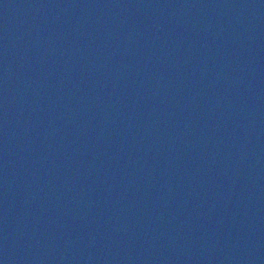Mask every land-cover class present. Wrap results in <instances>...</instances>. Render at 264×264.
<instances>
[{
	"label": "water",
	"instance_id": "obj_1",
	"mask_svg": "<svg viewBox=\"0 0 264 264\" xmlns=\"http://www.w3.org/2000/svg\"><path fill=\"white\" fill-rule=\"evenodd\" d=\"M0 264H77L53 0H0Z\"/></svg>",
	"mask_w": 264,
	"mask_h": 264
}]
</instances>
